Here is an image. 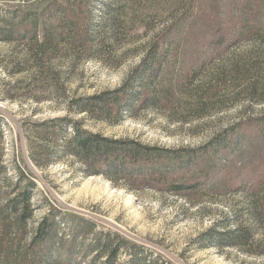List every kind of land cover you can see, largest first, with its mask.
<instances>
[{
    "label": "rangeland",
    "instance_id": "1",
    "mask_svg": "<svg viewBox=\"0 0 264 264\" xmlns=\"http://www.w3.org/2000/svg\"><path fill=\"white\" fill-rule=\"evenodd\" d=\"M51 1L0 0V37L12 31L10 12L40 10ZM101 1L118 14L116 41L103 47L97 60L70 64L67 58L51 57L52 72L59 75H52L48 84L30 82L27 43L0 39L3 162L13 182L15 166H26L33 176L31 226L47 214L49 205L60 215H76L79 219H67L64 227L59 223L67 235L59 254L73 264H101L103 259H94L92 241L100 232L119 234L133 244H120L114 264L128 261L130 252L137 254L138 264H264V179L257 184L258 170L264 166V138L255 129L256 120L264 116V0ZM50 25L56 26V21ZM165 39L169 41L163 43ZM233 40L238 41L230 43ZM145 56L153 58L155 73L138 90L141 98L150 92L152 99L118 125L87 123L85 128L153 148V170L161 174L155 176L153 187L83 177L71 159L43 170L33 167L21 126L25 120L37 123L65 115L62 95L49 87L55 79L67 80L71 98L91 96L120 86ZM235 61L261 63V70H253L248 81H232L229 69ZM245 120L232 141L236 148L231 154H218L216 167L165 172L175 155L209 151L207 144L214 137ZM195 180L204 182L198 197L159 189L173 181ZM0 183L2 193L13 188V183ZM224 219L230 226L248 229L251 243L246 251L204 246L197 240Z\"/></svg>",
    "mask_w": 264,
    "mask_h": 264
},
{
    "label": "trees",
    "instance_id": "2",
    "mask_svg": "<svg viewBox=\"0 0 264 264\" xmlns=\"http://www.w3.org/2000/svg\"><path fill=\"white\" fill-rule=\"evenodd\" d=\"M95 15H99L98 19ZM117 15L101 0H53L46 2L40 10L17 8L10 12L8 20L12 31L0 39L27 43L31 66L26 72L32 79L30 82L38 80L40 84H48L52 75H59L55 70L54 74L52 72L55 69L51 60L53 56L67 58L70 64L100 59L101 49L117 39L114 23ZM53 21H56V26L50 25ZM166 41L169 40L162 42ZM236 41L238 40L230 43ZM260 65L261 63L248 65L235 61L230 66L229 78L232 81H248L253 70H261ZM154 67L153 58L145 56L120 86L85 97H69L66 94L67 80L55 79V84L49 87L62 95L65 115L37 123L25 120L21 126L23 136L28 141L27 157L33 167L43 170L65 159H71L80 166L79 171L83 177L102 176L111 183L127 181L135 188L153 187L155 176L161 175L158 169L153 170V148L127 139L103 137L98 132L86 129L85 124L105 123L115 126L130 117L134 109L146 105L152 95L148 92L150 96L141 98L142 94L138 89L145 78L151 80L155 73ZM75 116L79 118L76 119ZM4 120V116L0 115V182L13 183V188L4 193L0 189V264H73L67 256L59 254L63 251V242L67 236L59 223L64 227L67 219L79 218L72 213L60 215V212L49 205L47 214L34 227L31 226L35 212L31 204L35 189L33 176L25 171L26 166L25 169L15 166L14 182L12 175H7L8 170L3 162ZM256 121L255 129L264 138V116ZM247 122L248 120L245 123L239 122L214 137L207 144L206 148H211L209 151L185 150L182 154L175 155L173 166L165 172L174 174L206 164L215 166L220 162L216 158L218 154H231L236 148L237 143L232 141L237 129ZM263 169L264 166L258 170L257 184L264 179ZM203 183L199 180L188 184L173 181L159 189L179 197H198L202 193ZM254 203L252 204L256 208ZM255 219L260 221L258 215ZM93 237V256L94 259H103L101 264L115 263L122 249L120 244L133 246L116 233L100 232ZM250 237L247 228L236 224L230 226L224 219L201 234L197 240L204 246L235 247L246 251L251 243ZM130 253L127 255L131 258L122 264H138L137 254L132 253L135 256L133 258ZM69 254L71 253L67 252L68 256Z\"/></svg>",
    "mask_w": 264,
    "mask_h": 264
}]
</instances>
